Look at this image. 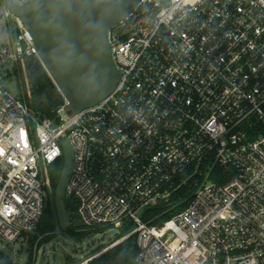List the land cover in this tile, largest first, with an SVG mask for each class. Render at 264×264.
<instances>
[{"label": "built area", "instance_id": "1", "mask_svg": "<svg viewBox=\"0 0 264 264\" xmlns=\"http://www.w3.org/2000/svg\"><path fill=\"white\" fill-rule=\"evenodd\" d=\"M108 39L116 88L67 117L40 116L0 73V238L38 230L65 139L76 231L133 222L134 264H264V0H140ZM31 56L0 0V67ZM162 206L181 209L145 220Z\"/></svg>", "mask_w": 264, "mask_h": 264}, {"label": "water", "instance_id": "2", "mask_svg": "<svg viewBox=\"0 0 264 264\" xmlns=\"http://www.w3.org/2000/svg\"><path fill=\"white\" fill-rule=\"evenodd\" d=\"M11 10L32 32L39 58L66 100L62 117L78 113L109 96L116 88L121 71L112 57L109 30L124 19L140 0H33ZM53 126L56 127V119ZM64 168L54 194L59 225L70 246L76 240L71 225L83 227L76 212V199L64 197V187L72 165L69 143L62 139ZM68 262L69 253L64 251Z\"/></svg>", "mask_w": 264, "mask_h": 264}, {"label": "trees", "instance_id": "3", "mask_svg": "<svg viewBox=\"0 0 264 264\" xmlns=\"http://www.w3.org/2000/svg\"><path fill=\"white\" fill-rule=\"evenodd\" d=\"M16 69L24 87L23 97L25 102L42 117H56L58 109L65 106L66 100L40 59L35 56L24 57L17 62ZM64 163V157H61L47 167L49 204L47 202L43 217L38 227V233L48 234L44 238V241L54 239L60 230L54 203V194L64 168ZM224 179L223 176L216 178L218 181H223ZM180 209L181 207L169 209L168 206L153 208L146 212L145 220H152V224H161ZM134 227L133 222H125L122 226V234L132 231ZM100 230L105 229H98L95 231L98 232ZM69 233L76 241L80 240L86 234L77 232L73 226L69 229ZM133 236L111 246L85 264H134L137 245L136 237L134 239ZM36 238L37 234L31 237L32 244L35 242ZM68 261H70L69 258ZM0 264L13 263L9 258H2ZM26 264H33L31 254L29 255V260ZM70 264L76 263H72L71 261Z\"/></svg>", "mask_w": 264, "mask_h": 264}, {"label": "rangeland", "instance_id": "4", "mask_svg": "<svg viewBox=\"0 0 264 264\" xmlns=\"http://www.w3.org/2000/svg\"><path fill=\"white\" fill-rule=\"evenodd\" d=\"M16 65L17 62L8 61L0 67V73L4 76L3 83L7 90L24 100V87ZM122 226L98 232L95 230L77 231L86 234L76 242L75 246H70L71 241L60 234L54 239L44 241L48 234L38 233V230L13 243L0 238V263L2 258H9L13 264H26L31 254L32 260L37 257L38 264H70L71 261L76 264H85L111 246L133 235L135 239L136 235L132 231L122 234ZM35 234L37 238L32 244L31 237ZM64 251L69 253L70 261L68 262L64 260Z\"/></svg>", "mask_w": 264, "mask_h": 264}, {"label": "flooded vegetation", "instance_id": "5", "mask_svg": "<svg viewBox=\"0 0 264 264\" xmlns=\"http://www.w3.org/2000/svg\"><path fill=\"white\" fill-rule=\"evenodd\" d=\"M71 227H72V225H71Z\"/></svg>", "mask_w": 264, "mask_h": 264}]
</instances>
